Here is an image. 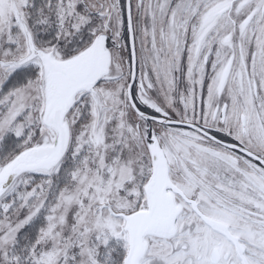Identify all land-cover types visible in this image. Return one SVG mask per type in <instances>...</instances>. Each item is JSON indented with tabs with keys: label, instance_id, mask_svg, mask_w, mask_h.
Returning a JSON list of instances; mask_svg holds the SVG:
<instances>
[{
	"label": "snow or ice",
	"instance_id": "snow-or-ice-1",
	"mask_svg": "<svg viewBox=\"0 0 264 264\" xmlns=\"http://www.w3.org/2000/svg\"><path fill=\"white\" fill-rule=\"evenodd\" d=\"M0 264H264V0H0Z\"/></svg>",
	"mask_w": 264,
	"mask_h": 264
}]
</instances>
